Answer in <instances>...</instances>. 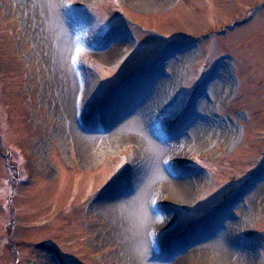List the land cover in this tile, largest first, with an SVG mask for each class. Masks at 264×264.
<instances>
[{
    "label": "rangeland",
    "instance_id": "1",
    "mask_svg": "<svg viewBox=\"0 0 264 264\" xmlns=\"http://www.w3.org/2000/svg\"><path fill=\"white\" fill-rule=\"evenodd\" d=\"M140 243L264 264V0H0V264Z\"/></svg>",
    "mask_w": 264,
    "mask_h": 264
},
{
    "label": "bare ground",
    "instance_id": "2",
    "mask_svg": "<svg viewBox=\"0 0 264 264\" xmlns=\"http://www.w3.org/2000/svg\"><path fill=\"white\" fill-rule=\"evenodd\" d=\"M135 2H137L139 4H142L143 3L144 5H151V3H155V0H135ZM156 2H157V0H156ZM114 44L111 46V49L113 48ZM112 58H114V54L113 53H112V55L110 57H106V60H110ZM157 79L158 78L156 77L154 79V81H156ZM143 96H144V93L142 94V97L141 96H138V99L143 98ZM135 113H136V111L133 112V116H134V120H133L134 122L133 123L135 124L134 126L138 129L137 130V133L139 132L140 134H143V130H142V128L139 127V122H138L137 118L135 117ZM115 134L116 133H114L113 136H115ZM135 139L136 140L137 139H140L141 142H144V139L140 135H139V137H136ZM81 143L84 145V144L87 143V141L83 142V140H81ZM165 185H166V187H170V188L176 190L175 192L178 193L179 195H184L185 192H186V186H185L184 183H181V182L180 183L179 182L176 183V182H173V181H169L168 180ZM109 205H110V207L112 209L115 207V205H114L113 202L109 203ZM134 247H133V249H134ZM216 247H218V257H219V259H221V261L224 262V258H225L226 254L228 252V247H227V242H225V239L222 236L221 237L220 236L218 237V239L216 241ZM134 251L136 253L135 254V257H136V261L138 262V264H143L144 256H142L143 253H141V251H142V245H141V243L138 244L135 247V250ZM174 260L176 261V257L173 259V261Z\"/></svg>",
    "mask_w": 264,
    "mask_h": 264
}]
</instances>
